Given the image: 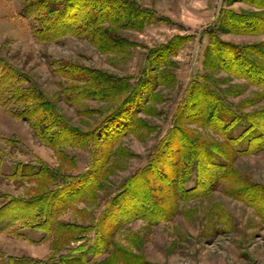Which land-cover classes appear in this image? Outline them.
Returning <instances> with one entry per match:
<instances>
[{"label": "rangeland", "instance_id": "1", "mask_svg": "<svg viewBox=\"0 0 264 264\" xmlns=\"http://www.w3.org/2000/svg\"><path fill=\"white\" fill-rule=\"evenodd\" d=\"M26 1L38 7L30 18L21 16ZM64 3L0 0V57L29 80L14 83L34 86L78 134L60 133L55 141L64 143L47 145L14 114L23 104L0 83V100L10 102L0 104V264H264V148L235 152L264 131V0H80L79 11H70L96 16L118 43L108 44L104 31L91 34L98 42L86 32L34 38L31 30L50 26ZM104 12L114 18L101 24ZM162 54L163 64L152 61ZM236 54L243 74L225 69ZM85 69L115 78L121 91L77 96L93 86ZM212 121L218 129L228 125L233 148ZM175 128L196 142L198 160L227 162L218 178L202 162L179 183L168 165L176 137L152 168L164 179H155L158 171L141 174ZM89 171L99 172L96 186L64 205L70 191L63 188ZM203 179L211 190L179 196ZM34 198L42 200L32 204Z\"/></svg>", "mask_w": 264, "mask_h": 264}, {"label": "trees", "instance_id": "2", "mask_svg": "<svg viewBox=\"0 0 264 264\" xmlns=\"http://www.w3.org/2000/svg\"><path fill=\"white\" fill-rule=\"evenodd\" d=\"M78 1H80V0H65V3L60 6V9L58 10V8H57V10L55 11L56 14L51 19L50 26H49V24H47L46 26L42 25L41 28H36V29L33 28L31 30L34 38H36L38 40H40V39L52 40L55 37L64 36L67 33L70 34V32L71 33L73 32L77 35L82 34L81 32H86V35L91 40H93L94 36H92L91 34L95 33L96 31H101V33L104 31L103 34H107L106 40H107L108 44L110 43L113 46L116 44L115 42L118 43L119 39L117 40L116 39L117 37L115 35L108 33V31H106V29L102 30L101 28L98 27L100 25H96V16L93 15V17H87L85 15V18L82 19V18H77L76 17L77 15H74L75 13H72L70 11V9L74 8V7L76 10L78 9L77 11H79L80 5L77 4ZM85 1H87V0H85ZM103 1L115 2V0H103ZM89 3L90 2H85V3H83L82 6H87ZM119 3L122 4V2H119ZM125 4H126V2H125ZM35 9H38L36 3L26 1L25 3H23L21 5V16L24 18H30L31 16L34 15L32 13ZM124 10L125 9H123L124 14L129 13V11L127 13H125ZM50 14H52V13H50ZM112 15L108 12L107 13L104 12V15H103L104 19L102 20L101 24L106 23V22L107 23L111 22L114 18V17H111ZM78 19H79V22H77ZM234 21H236V20L234 19ZM59 23H60V25H62L61 27L58 26ZM245 23H249L250 25L252 24L249 20H247V22H245ZM56 26L59 27L58 30H57V28H55ZM80 26H83L82 30L80 29ZM42 35H45V36H42ZM94 40H95V42L99 41L96 39H94ZM98 44L101 45L100 43H98ZM100 47H103V46H100ZM169 49H170V46L165 47L164 50L168 51ZM234 49H236V48H234ZM102 50L105 51L106 49H104V47H103ZM155 53H156V51H155ZM164 56L165 55H163V54L159 58H157V56H156V58L153 59L152 61L159 62ZM239 58H240L239 54H236V56L233 55L231 57V59L233 61H236L235 64H231L233 66L232 68H230L229 66L228 67L225 66V69H227L228 71L229 70H235L238 73L240 72V74H243L245 66L241 63V61H239ZM159 63L163 64V61H161ZM77 68H79V67H77V66L73 67V69H75V70H77ZM67 69H68V71L71 70L69 68H67ZM85 70L87 72H89L90 75H92V76H90L92 79H90L89 77H84L87 81H89L90 85H93V86L96 85V86L107 87V88H106V90L103 91L102 88L96 89V88H93V86L91 88H89L90 87L89 86L88 88H85V89L83 88V90L78 89V91L76 93V94H78L77 96L84 95L83 96L84 98L95 97V98L102 99L107 95L110 96L113 92L117 93V92L121 91L122 87H121V85L117 86V83L119 81H117L115 78L108 76L106 74H103V73L93 72V71H90L88 69H85ZM3 72H7L6 75H3ZM8 73L10 74L9 75V78H10L9 82H3L4 79L6 78V76H8ZM72 78H75V77H72ZM11 80H13V82H11ZM78 80H81V79H78ZM14 81L23 82V81H29V80L25 74H22L21 72H19L13 66L9 65L2 57H0V83L2 85H5V87L9 86L10 89H13V94H12L13 100H15L17 103L23 104V106L21 108L15 109V110H13V112L17 117H19L22 120L29 123V126L32 129L35 136L38 137L39 139L43 140L44 143H46L47 145H49L53 148L58 147V145L60 144V143H57L55 141V136H57V135L59 136L60 133L66 132V134L72 135L73 137L78 138V134H76V132H74L73 129L67 128L65 126L64 122L59 119L58 113L55 112V110L51 107L50 102L43 99L42 93L39 90H37L34 86H33V89L32 88L22 89V88L18 87V85H16L14 83ZM8 83H14V84L7 85ZM1 84H0V86H1ZM136 92H137V88L133 94H129V100L132 99L133 95ZM85 93H87V94H85ZM190 96H192V95L190 94L188 96L189 99H190ZM150 97H152V96H151V94L148 93L147 96L144 98L146 99V101H148V99H150ZM0 104L5 106V105H10V102L8 99H6V97H4V99L2 101L0 100ZM141 107H142V105H141ZM141 107L139 106V108H141ZM139 108H137V109H139ZM210 125L212 126V129L219 132L218 130L220 128L219 129L217 128L216 125H218V124L216 122L212 121V124H210ZM213 127H215V128H213ZM218 127H219V125H218ZM227 127H228V125H226V128L220 129L223 131V132L220 131V133L223 136H225V140L229 141L231 143L230 147L233 148V145H235L234 144L235 141L231 137L226 136L227 134H226L225 130H227ZM173 137H176L175 142H178V145H177L175 152H174V154H175L174 159L171 160L168 163V165L172 166L173 171L175 173L176 180L179 183H183L186 181V178H185L186 175L185 174L188 173L189 171H191L193 166H195L196 168H197V165L199 166V168L202 167L200 165H202L203 161L198 160V159H200L199 153L196 150L194 151V149H199V147L195 144L196 142L187 138L185 131H184V133H182L181 130L179 131L178 129L175 128L173 131H171V133H169L167 135L166 138H168V140L165 141L166 140V138H165V140L162 142V144L157 148L155 155L154 156L152 155V157L154 159L152 160V162H149V164H147V166L141 171L142 175H148L149 171H151V172L152 171L153 172L158 171L157 169L152 170V168L153 167L156 168L155 163H157L158 161L161 160L160 156H162L163 147L166 146V143L168 146H170L172 144V141L174 140ZM62 143H64V140ZM263 148H264V131L257 130L256 133L253 132L250 136H248V139L246 141V148H244L242 150H238V151L235 149V152L236 153H250V152L257 151V150H260ZM183 153H185V154H183ZM206 154L208 157L210 156L209 151L206 152ZM194 159H196L197 162H195ZM209 159L210 160L206 159V161L203 162V163L207 164V173L206 174H208L210 177H212L215 180L216 178H218L222 174V171L226 167L227 162H225L224 160L213 159L212 156H211V158L209 157ZM192 160H194V161L192 162ZM190 162H191V164H190ZM20 171L22 172V170H20ZM25 171H26L25 174L26 173L30 174L28 176H33V175L39 176V175L44 174V175H47V177H48L47 173H49L46 170H44L43 172L40 170L41 173L40 172L30 173V172H28V170H25ZM200 173H202L201 169L199 171V174ZM16 174L19 175V172ZM21 175L22 174H20V176ZM156 175L158 177L155 179H159V180H163L164 177L166 176V174L163 173L162 171H160V172L158 171ZM97 178H100L99 172L93 173L92 171H89V172H86V174L84 176H81L80 178L74 180L72 182V184H67L65 186L67 188H63V189L64 190L67 189L68 191H70L69 193L72 197L69 195V197L67 199H64L66 201H64L63 204L66 205L68 203H72L73 201L80 199L79 197L86 196V194H88L90 189L93 188L94 186H96V184H97L96 182L98 181ZM140 178L141 177L138 176L137 180H139L140 188H142L143 184L145 183V180H143V179H145V178H142L141 180H140ZM198 179H197V181H198ZM73 184H75V187L81 186V190H80V192L77 193V195H76V193H73L72 189L69 188L70 185H73ZM209 186H213L212 181L203 179V181H201L200 185L198 182V185H196L192 188L184 189V187H183L182 189H180L179 190L180 191L179 196H182L185 199L194 198V197L199 196L201 194H205L207 191L211 190L212 188H210ZM41 200L42 199H40V198H34L32 200V202H33L32 204H36L37 202H39ZM142 215H146V214L143 213ZM165 217H166V215L161 216V218H163V219ZM167 217H166V219H167ZM48 221L49 220H47V218L44 220L43 227L48 225ZM63 264H82V263L81 262H71V261L64 262V260H63Z\"/></svg>", "mask_w": 264, "mask_h": 264}]
</instances>
